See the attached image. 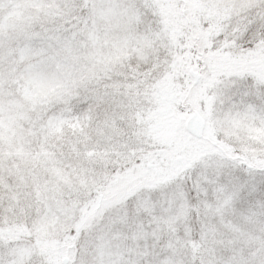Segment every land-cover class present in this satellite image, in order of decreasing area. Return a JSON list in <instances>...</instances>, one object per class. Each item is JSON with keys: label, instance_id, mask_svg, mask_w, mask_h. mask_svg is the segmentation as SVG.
<instances>
[{"label": "snow or ice", "instance_id": "6c2138e0", "mask_svg": "<svg viewBox=\"0 0 264 264\" xmlns=\"http://www.w3.org/2000/svg\"><path fill=\"white\" fill-rule=\"evenodd\" d=\"M0 264H264V0H0Z\"/></svg>", "mask_w": 264, "mask_h": 264}]
</instances>
